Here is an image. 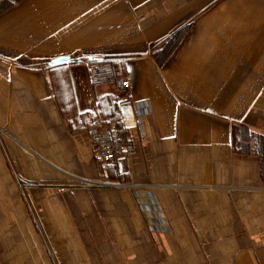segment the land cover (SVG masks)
<instances>
[{
    "label": "crops",
    "instance_id": "obj_1",
    "mask_svg": "<svg viewBox=\"0 0 264 264\" xmlns=\"http://www.w3.org/2000/svg\"><path fill=\"white\" fill-rule=\"evenodd\" d=\"M92 60L131 82L123 176L93 158L116 98ZM0 129V264H264L262 159L238 148L264 139V0H21L0 14Z\"/></svg>",
    "mask_w": 264,
    "mask_h": 264
},
{
    "label": "built area",
    "instance_id": "obj_2",
    "mask_svg": "<svg viewBox=\"0 0 264 264\" xmlns=\"http://www.w3.org/2000/svg\"><path fill=\"white\" fill-rule=\"evenodd\" d=\"M90 84L93 88L111 87L114 90L116 103L115 114H95L90 127L89 138L93 158L96 162L113 166L120 175L129 174L128 161L133 153L132 140L124 131L136 126L133 103L130 98L131 82L128 77L116 76L112 63L108 60H95L85 63ZM4 135L0 129V138ZM87 187H117L118 183L86 181L79 179ZM23 183L26 187V183Z\"/></svg>",
    "mask_w": 264,
    "mask_h": 264
},
{
    "label": "trees",
    "instance_id": "obj_3",
    "mask_svg": "<svg viewBox=\"0 0 264 264\" xmlns=\"http://www.w3.org/2000/svg\"><path fill=\"white\" fill-rule=\"evenodd\" d=\"M21 0H0V14L7 9L11 8L13 5L16 3L20 2ZM182 35V31H177L173 35H171L166 42L158 49H153L152 50V57L155 59V61L158 64H161L167 57L168 55L172 52L173 48L179 41L180 37ZM94 61V60H92ZM46 65H40L39 68H45ZM115 72V71H114ZM115 75L117 76L116 72ZM112 115V114H110ZM108 116V115H106ZM254 149H253V148ZM238 148L241 151L245 152H255V150L260 154L261 159H262V164H263V172L262 176L264 178V139L263 138H258L255 143L249 144H241L238 145Z\"/></svg>",
    "mask_w": 264,
    "mask_h": 264
},
{
    "label": "rangeland",
    "instance_id": "obj_4",
    "mask_svg": "<svg viewBox=\"0 0 264 264\" xmlns=\"http://www.w3.org/2000/svg\"><path fill=\"white\" fill-rule=\"evenodd\" d=\"M13 175H14V178H15V181H16V185H17V187H18V189H19V191H20V193H21L22 196H23L24 190L26 188L31 187V186H35V183L34 182H28V181L23 180L15 172L13 173ZM71 179H72L71 180L72 183H74V184H76L78 186H82V184L80 183L79 178L78 179L75 178L76 180L73 179V178H71ZM21 182L26 183V187L23 186L24 184L21 183Z\"/></svg>",
    "mask_w": 264,
    "mask_h": 264
},
{
    "label": "water",
    "instance_id": "obj_5",
    "mask_svg": "<svg viewBox=\"0 0 264 264\" xmlns=\"http://www.w3.org/2000/svg\"><path fill=\"white\" fill-rule=\"evenodd\" d=\"M68 62L67 58H58L48 63L49 66H60Z\"/></svg>",
    "mask_w": 264,
    "mask_h": 264
}]
</instances>
